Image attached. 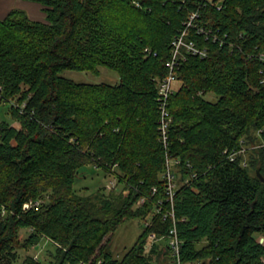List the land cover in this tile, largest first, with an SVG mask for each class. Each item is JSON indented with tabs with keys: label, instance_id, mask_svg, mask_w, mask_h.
Instances as JSON below:
<instances>
[{
	"label": "trees",
	"instance_id": "1",
	"mask_svg": "<svg viewBox=\"0 0 264 264\" xmlns=\"http://www.w3.org/2000/svg\"><path fill=\"white\" fill-rule=\"evenodd\" d=\"M32 1L44 20L20 8L0 18V104L10 102L19 124L0 121V264H17L18 248L43 237L57 244L54 260L23 264H154L161 254L171 264L167 246L144 252L150 232L162 237L174 225L164 219L167 155L180 161L179 180L190 178L174 198L182 261L264 264V0ZM184 30L207 56L185 51L176 67L165 147L158 85ZM100 66L119 82L61 75ZM244 145L247 166L244 155L229 157ZM90 164L107 174L116 165L122 190L77 193L76 177ZM160 200L165 213L155 210ZM137 218L142 233L115 257L106 236ZM24 228L32 231L21 241Z\"/></svg>",
	"mask_w": 264,
	"mask_h": 264
},
{
	"label": "rangeland",
	"instance_id": "2",
	"mask_svg": "<svg viewBox=\"0 0 264 264\" xmlns=\"http://www.w3.org/2000/svg\"><path fill=\"white\" fill-rule=\"evenodd\" d=\"M99 72H93L90 70H65L61 73L62 76L67 77L68 79L74 80L76 82L83 83H108V84H117L119 82V74L117 71L112 70L105 66L99 67ZM179 85V81L176 82V86ZM208 99L216 100L217 96L215 94L209 93L206 95ZM10 102H3L0 104V121H8L14 124H18L17 119L14 120L11 112L9 111ZM174 168V172H175ZM114 176L94 164L84 166L78 173L75 181L74 188L80 195H94L97 190H102L106 185L114 180ZM118 178V177H117ZM116 180V178H115ZM118 181V179L116 180ZM123 188L122 184L117 183L114 190L120 192ZM106 187L104 193L109 195V191ZM48 196H44L41 199L43 202L47 201ZM143 221L141 219H128L123 222L115 231L109 233L105 242L107 243L108 249L114 254L117 258H122L124 254L135 244L138 240L140 234L143 231ZM30 228H24L20 231V240L24 241L31 233ZM167 240H159L160 248H165ZM19 259L17 264H23L24 260L28 256H33L36 259L49 262L54 260L57 244L47 237H43L39 242L34 244L32 247L26 249L19 247ZM171 260V264H172ZM154 264H169V257L161 254L159 257H154ZM193 264V263H189Z\"/></svg>",
	"mask_w": 264,
	"mask_h": 264
},
{
	"label": "built area",
	"instance_id": "3",
	"mask_svg": "<svg viewBox=\"0 0 264 264\" xmlns=\"http://www.w3.org/2000/svg\"><path fill=\"white\" fill-rule=\"evenodd\" d=\"M222 6H219L218 8L220 9ZM196 14L192 16V19ZM192 21L188 23V25H191ZM188 31L184 30L175 40L173 41V56L171 59H169L166 62V66L169 68V74L164 77L160 84L158 85V96L157 100L159 103V107L161 110V116L159 119V130H160V140L164 143L165 147L168 146L169 143V130L174 123V115L172 114L169 104H170V97L171 95L175 92L176 89V82L178 81V75L176 72V67L180 64V59L185 57V51L195 54V55H200L202 57L207 56V50L199 48L196 46L195 41L187 39ZM148 50V49H147ZM1 89V87H0ZM247 149L249 150L248 146L244 145L241 148H234L231 150L229 153V157L232 160H236L240 154L244 155V158L241 160L242 164L244 166L248 165V159H247ZM180 161L177 158L170 157L167 155V168L166 171L163 173V177L166 180V193L168 196V201L171 204L170 211L168 213L164 214V219L170 214L173 217L174 220V225L170 228V231L167 235L160 237L156 232L152 231L148 234L147 239L144 243V252L146 254H149L152 249L154 248L155 244L158 243L159 240L165 239L167 240L166 246L168 247L170 251V255L172 257V262L173 264H185L182 259H181V248L183 244V240L180 238L178 229H177V220L175 217V212H174V198L176 195V192L180 185L189 183L190 178H185L179 180V178L176 176L175 172L173 171L175 168V164L179 163ZM116 168V165L111 169V174L116 178L117 175L114 173ZM114 178L113 181L109 182L106 187L108 189H114L118 183ZM129 187L133 188L132 184H129ZM154 193L158 192V188L156 186L153 187ZM145 202V197H141L137 201V205H142ZM43 203V200L36 199V200H31L29 202H26L24 204V209H29L31 207H36L39 208L41 204ZM155 210L158 213H165V207H164V202L163 200H160L157 205ZM146 226H151L152 224L150 222H147L145 224ZM264 261V258H263ZM193 264H201L199 261L194 262Z\"/></svg>",
	"mask_w": 264,
	"mask_h": 264
},
{
	"label": "crops",
	"instance_id": "4",
	"mask_svg": "<svg viewBox=\"0 0 264 264\" xmlns=\"http://www.w3.org/2000/svg\"><path fill=\"white\" fill-rule=\"evenodd\" d=\"M13 8L24 9L31 18L44 20L46 13L43 6L32 0H0V18H4Z\"/></svg>",
	"mask_w": 264,
	"mask_h": 264
},
{
	"label": "water",
	"instance_id": "5",
	"mask_svg": "<svg viewBox=\"0 0 264 264\" xmlns=\"http://www.w3.org/2000/svg\"><path fill=\"white\" fill-rule=\"evenodd\" d=\"M258 176L261 178V180L264 182V175H262L260 172H258ZM263 241V238H262Z\"/></svg>",
	"mask_w": 264,
	"mask_h": 264
}]
</instances>
